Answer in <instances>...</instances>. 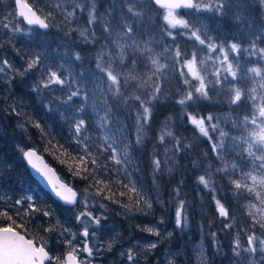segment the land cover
Returning <instances> with one entry per match:
<instances>
[{
  "label": "snow or ice",
  "instance_id": "1",
  "mask_svg": "<svg viewBox=\"0 0 264 264\" xmlns=\"http://www.w3.org/2000/svg\"><path fill=\"white\" fill-rule=\"evenodd\" d=\"M15 3L17 7L27 9V13L31 14L28 15L25 11L19 13L28 25H39V28L44 30L53 26L45 22L52 17V13H49L45 19H40L29 5L22 4L21 0H15ZM149 3L167 10L163 17L165 23L162 36L170 38L172 43L166 44L162 53H154L149 47V44L153 42L152 33L142 31L144 27L143 17L148 15L150 9L141 0H107V7L103 13L97 7V0H61L57 7L64 16L62 23H73L77 10L88 13L86 27L81 31V36L83 42L93 49V62L96 71L92 73L88 69L80 72L73 71L72 65L74 63L79 62L78 66L84 68L87 60V57L78 51L72 52L70 55L66 53L69 55L67 67L63 63L49 64L47 47L38 44L36 49L27 53L29 59L26 67L16 70L14 77H25L33 69L40 71L41 78L38 81H33L31 92L34 97L39 98L42 109L52 115H59L60 119L68 124L74 140L83 145L81 150L91 159L92 164L96 165L97 160L92 157L87 144L88 137L85 135L88 129L92 127L93 116L89 115V111H91L95 115L99 127L109 137L103 147L105 150H110L111 158L119 166L116 169L117 173L124 172L125 179L129 178L131 170L134 168V153L144 144V130L150 128L156 106L162 99H167L159 80L166 78L170 69H174L177 64L183 65L187 69V71L179 72V76L183 78V85L186 87L183 89L181 98L175 101L185 110L198 106L202 100H209V92H214L217 96L223 94L230 107L234 106L232 109L235 113L233 127L239 129V136H231L221 129V118L212 113L201 115L199 112L185 111V115L191 124L198 127L199 132L209 140L213 139L209 134L210 132L219 134V140L211 145V150L216 154V159L222 161L217 172L230 178V183L237 193L254 194V199L258 201V206H255L256 212L252 214L254 223L247 232V246H243L237 239L232 249L233 258L237 264H264V231L257 235L258 230L264 229V46H262L264 45V14L257 19H252L247 13V8L252 5L247 0H207V2L205 0H149ZM69 7L71 11H68ZM100 7H104V5L101 4ZM178 9L190 10L188 15L207 12L221 19L230 17L237 31L246 32L247 46L245 47L244 42L241 41L230 42L228 37L220 40L218 44L217 38L210 35L202 24L200 27L196 26L198 21L180 18ZM256 9L264 13V0H256ZM129 20L132 23H129ZM96 25H100L102 28L104 43H101V40L96 37ZM137 25H140V28ZM2 26L5 29H15L16 32L21 31L20 28H16L15 24L4 23ZM176 29L181 30L179 34H187L189 39L198 42L201 49L205 51L207 60L199 59L198 66L199 50H194L191 53V59H187L188 53L176 44L177 33L173 31ZM43 35L46 37L47 31ZM70 35V32L64 31L65 38ZM145 35L148 36V40L141 41L138 39V37ZM61 46L67 47V45ZM41 47H44L43 51L39 50ZM129 49L131 55H129ZM145 54L147 61H150V66L145 63V67L151 73L149 76L151 90L140 94H126L123 89L128 85L130 79L137 78L132 73L135 71V65L141 62L140 58ZM245 56L256 58L252 62L254 66L245 67L241 63ZM161 58L167 60L168 63H161ZM125 59H127V64ZM113 64H116L117 67L114 68ZM129 65L132 67L129 68ZM11 67L6 59L0 60V83H5L8 91L11 90L14 79H9L5 73L6 69ZM125 69H128L127 73ZM122 77L123 79H121ZM152 77L157 79L153 80ZM245 78L251 81V86L244 85ZM57 89L61 93L60 95H56ZM129 101H131V105H129ZM122 103L129 106V112H131L132 105L135 106L137 114L133 117L134 124L122 126L125 132L135 131L134 140L130 136H122L118 141L111 139V133L115 131L117 126H120L119 119L113 116V110L118 109ZM248 105L250 108L247 111H239ZM17 107H23V105L14 106L11 111L18 116L22 115L21 112L17 111ZM18 126L22 131L25 130L23 124L18 122ZM35 126L41 127L39 124ZM164 127H168L167 122ZM166 136L172 137L175 140V145L171 150L165 149V159L163 160L158 158L159 153L152 155V189L145 190L142 185L137 187L130 179L128 184L123 185L126 190L135 195L136 211L147 213L148 209H152L153 203L164 207L160 197L158 195L153 197L151 194L157 187V174H163L162 165L172 163V158L177 153L189 149V145L184 144L182 138L173 136L171 131H162L157 136L158 144H165ZM91 147L94 148L96 145ZM128 149H131V152ZM229 151L236 153L239 163L223 161V157ZM34 155L35 152L33 151L23 152V156L29 158L28 163L36 168L30 159ZM81 161L83 162V157H81ZM247 161H250L251 168L245 171L246 164L244 162ZM4 163V160H0V171H2ZM37 171L41 170L37 169ZM84 171L87 173V168ZM104 171L107 172L110 169L105 166ZM237 171L240 173V178H234ZM43 175H47V173H43ZM205 175H208V172ZM205 175H201L198 180L199 183L208 187L211 177L209 176V180H206ZM83 178L93 179L94 186L103 184L105 188L111 191L108 183H106L107 177L97 179L92 176H85ZM248 181H251V184ZM49 183H51L50 180ZM68 191L71 196L64 195L59 191L55 194L70 205L77 204L79 201L76 199V192L72 189H68ZM172 191L174 198L170 200V203L176 207L175 223L180 231H183L184 227L187 226V213L185 202L180 200V185L178 184ZM120 195L124 196L125 192H121ZM97 196L106 198L113 203L118 202L114 199L115 193L103 197L102 189L99 188L92 199L95 200ZM27 199H31V197H27ZM213 199L216 198L213 197ZM14 203L21 205L22 200L17 199ZM82 203L85 211H81L74 219L83 226V231L73 233L69 228H62L58 232V235L63 237L62 242L67 243L71 248V251L68 252L70 264H75L76 257L73 253L76 250L74 241L79 243L77 236L81 239H93L97 228L102 226V219L105 218L108 208V205L100 203L98 207L104 211L101 212L100 216H95L90 210L87 197ZM216 203L219 206L220 215L228 217L229 213L220 205V201L216 200ZM142 205H146V208ZM28 207L33 213L40 211L32 204ZM121 207L125 209V215L133 211L127 204H122ZM42 214L44 216L51 215L48 211H44ZM3 215L9 220L12 219L7 212H4ZM164 223L165 217L161 216L158 225ZM257 225H259V229H257ZM225 226L233 227L232 224ZM90 227L91 232L89 231ZM155 227L141 228V231L146 230L160 237L161 233L155 231ZM56 228L57 226L53 225L48 231H56ZM65 233L71 235L72 240H68L67 236L64 235ZM168 235L171 236V233ZM211 235L215 239V233H211ZM158 242V240L150 242L148 247L155 249ZM45 247L46 244L41 247L34 246L32 240H25L12 226L0 228V264H45V261L47 264H53L54 261L55 264H62L63 257L50 255L51 250L45 251ZM82 250L88 253V257L93 256V249L86 243L82 245ZM121 256L126 259L128 264H139L132 248H129L127 252H121ZM81 264L84 262L82 261Z\"/></svg>",
  "mask_w": 264,
  "mask_h": 264
},
{
  "label": "trees",
  "instance_id": "2",
  "mask_svg": "<svg viewBox=\"0 0 264 264\" xmlns=\"http://www.w3.org/2000/svg\"><path fill=\"white\" fill-rule=\"evenodd\" d=\"M39 2L43 3L42 0H39L37 3ZM51 2L53 3V0ZM247 2L252 5L247 8V13L252 19H257L264 14L257 11L256 0H247ZM144 3L153 12L157 11L161 13L162 10L150 4L149 0H146ZM101 4L104 7H100ZM8 6L12 9L14 7V0H0V60L6 59L12 66L6 69V75L9 79H14V84L10 91L5 92L4 89H7L6 84L0 83V156L3 157L1 160L5 161L2 171H0V196L1 188L4 186V189H7L6 186L9 187L13 181L16 183L20 175L23 176V182H28L30 183L29 185L35 183L41 188L40 184L31 176L22 157V150L18 151L16 149L15 141L11 142L14 147L10 149H7V146L4 144L5 134L10 136L11 131L19 132L22 137L20 139L22 144L26 148L36 149L78 191L81 190L83 193L87 189L89 194L94 196L99 188L102 189L103 197H108L112 193H115L114 199L118 201L116 203L101 196H97L96 200L108 205L109 210L106 212L108 220L106 222H109V216H111L110 219L118 226V230L125 233L124 237L128 238L129 242L132 243L135 239L139 238H148L145 236L148 232L141 231V228H145L146 223L158 225L159 218L161 216L165 217V223L158 226L160 227L159 230L164 232L163 236L166 233L165 238L171 251L168 261L162 251L163 248L159 247L153 256H151V259H148V263L153 261L152 258L162 260L163 257V261H167L168 264H236L237 261L233 258L232 249L237 239L243 246H247V232L254 223L252 214L255 213L251 210L250 206L256 199H254V194H249L248 192L237 193L234 190V186L230 183V178L223 175V173L217 172V168L221 166L222 161L216 159V154L211 150L212 143L217 140L216 136L210 134L213 137L212 140L204 137L185 115V111H195L201 115L212 113L221 118L220 126L223 130L229 131L230 129L234 132H240L239 129L233 127L235 113L232 109L234 106L230 107L227 98L223 94L217 96L214 92H209V100H202L198 106L185 110L182 106L175 103L176 100L180 99L179 94L183 92L181 91L177 94V91L185 87L182 84L180 85L175 78H169L168 76L161 78L159 83L166 93L167 99H162L156 106L151 126L144 130V144L134 153V168L131 170L129 178L125 179L124 172L117 173L116 169L119 166L111 158L110 150H105L103 147V144L108 141L109 137L105 135L97 122L91 121L92 127L85 133L88 139H90L88 146L92 157L97 160V164L93 165L91 159L81 150L82 146L72 143L74 138L69 131L68 124L64 120H61L59 115H52L42 109L40 100H38V97H34V94L31 92L33 81H38L41 78L40 71L33 69L25 77H14L16 70L26 67L29 59L27 53L36 49L38 44L47 47L49 64L56 65V62L62 57H64L62 63L67 62L68 55L64 56V53L71 54L78 51L87 57L83 70L87 69L86 66H89L91 71H88L90 73L94 72L93 49L90 45L83 42V37L81 36V31L86 27L88 18H86L85 14L77 11L74 22L65 24L62 23L64 16L58 15L56 8L50 9L44 3L39 9L38 5L35 4L37 11L44 19L45 15L48 16L49 13L53 14L49 18L50 21L46 20L47 23L53 26L46 30L50 42L45 46L44 43L47 40L42 37L45 31L31 28L38 31L36 33L38 36L35 39H26L16 34L15 31H11V28H3L2 25L4 23L15 24L16 28H18L17 24H19L22 30H24V27H27L21 19L16 18L17 15L15 13L12 17L7 15L5 8ZM97 7L103 13L107 7V0H97ZM184 12L182 10L180 14ZM129 23H132V21L129 20ZM142 23L144 25L142 31H150L153 35V42L149 46H151L154 53H162L166 45L162 39L170 40V38L162 36L165 22L158 13L154 17L150 11L148 15L143 17ZM137 27L140 28V25H137ZM61 29L70 32L71 35L65 38L64 31ZM213 29V36L218 41L225 37H228L230 40V36L237 33L236 26L230 17L220 18L219 28L216 29L213 26ZM95 31L97 39H100L101 43H104L101 26L96 25ZM179 32L180 30L174 31V33H177L176 44L189 55L191 46ZM85 35L87 34L85 33ZM244 36L245 34L241 38ZM138 39L141 41L148 40V36H141ZM235 39L239 40V37L235 36ZM61 45H67V47ZM44 47H41L39 50L43 51ZM131 54L129 49V55ZM140 59L141 62L135 65V71L132 73L137 78L130 79L128 85L123 89L126 94L131 95L151 90V82L149 81L150 71L145 67V63L150 66V61H147L146 54ZM163 61L166 62L167 60L163 59ZM76 63L79 65V62ZM125 63L127 64V59H125ZM114 65L117 67L116 64ZM131 67L129 65V68ZM80 69L81 67L78 66L79 71ZM125 72L127 73L128 69H125ZM60 94L57 89L56 95ZM19 105H23V107H17V111L22 113V115L18 116L11 109ZM129 105H131V101H129ZM248 108H250V105L239 111H247ZM136 114L134 105H132L131 112H129V106L123 103L118 109L113 110V116L119 119L120 126H117L115 131L111 133L112 140L118 141L122 136H130L131 139H135V131L125 132L122 126L134 124L133 117ZM18 122L24 125L25 130H21ZM166 122L168 123L167 128L164 127ZM37 124L41 125V127H36L35 125ZM162 131H171L173 136L182 138L183 143L189 145V149L177 153L172 158V163L162 165L163 174H157V187L151 194L153 197L158 195L163 201L164 207L153 203L152 209L148 210L153 211L154 214L151 211L143 213L135 210L137 208L135 195L126 190L123 185L128 184L130 179L137 187L142 185L145 190L152 189V155L159 153L158 158L163 160L165 159V149L171 150L175 145V140L168 136H166L165 144H158L157 136ZM92 145H96V147L93 148L91 147ZM128 151L131 152V149H128ZM169 154L171 155V152ZM81 157H83V162L81 161ZM223 161H236L239 163L236 153L232 151H229L223 157ZM244 163L246 164L245 171L250 170V161ZM105 166L110 171L105 172ZM85 168L88 170L87 173L84 171ZM206 172H208V175H205ZM201 175H205L206 180H209V176L211 177L208 187L199 183L198 178ZM85 176H92L97 179L107 177L106 183H108L111 191L105 188L103 184L94 186L93 179L83 178ZM234 178H240L239 171L235 173ZM178 184L180 185V200L185 202L186 213L190 219L187 232L180 231L179 227H177L174 214L176 207L170 203V200L174 198L172 190ZM17 186L18 184H16ZM41 190L43 191L42 188ZM11 191H13V187ZM43 192L45 200H35V207L40 209L39 212L33 213L27 204L19 213L12 208L0 209V228L12 226L28 239L34 241L36 245L39 246L42 245V242H49L52 249H55L56 245L54 241L57 240L53 237L55 233L54 231H48L55 224V219H53L52 215L44 216L42 213L50 210L53 204L56 206L55 208L60 207L63 209L68 207L62 206L49 193ZM121 192H125V195L121 196ZM213 197L216 199H213ZM17 199H19V195L17 193V196H15L13 191L9 204L14 205ZM216 200H219L220 205L229 213L228 217L220 215ZM23 203L24 200L22 201ZM122 204H127L133 211L125 215V209L121 207ZM142 206L146 208V205ZM1 210L7 212L8 215H12V219L9 220L6 216L1 215ZM226 224H232L233 227L228 228L225 226ZM257 229H259V225H257ZM261 231H264V229L258 230L257 235ZM168 233H171V236ZM211 233H215V239H213ZM199 240H203L205 243V256L198 254L197 248L199 247L197 242ZM45 248L48 251L50 249L49 247ZM50 252L53 255L52 250ZM54 253L57 254V251H54ZM198 255L201 257L200 260L198 259Z\"/></svg>",
  "mask_w": 264,
  "mask_h": 264
},
{
  "label": "rangeland",
  "instance_id": "3",
  "mask_svg": "<svg viewBox=\"0 0 264 264\" xmlns=\"http://www.w3.org/2000/svg\"><path fill=\"white\" fill-rule=\"evenodd\" d=\"M26 1L32 7H34L35 9H36L35 4H37L38 8L40 9V6L42 7V4L45 3V5H47L50 9L56 8L57 12H58V15L63 16L61 14L60 9L57 7V5L59 3H61V0H53V3L51 2L52 0H42L43 3L42 2L37 3L39 0H26ZM145 1L146 0H141L142 3H144ZM205 2H207V0H205ZM13 8L11 9L9 6L5 8L6 13H7L8 16L12 17L14 13L16 14V9H15V7H13ZM68 11H71L70 7L68 8ZM77 11L79 13H81V14H85L86 18H88V13L86 14V11H84V12H81L80 10H77ZM150 11L153 13L154 17L156 15V13H158L159 16L162 18V20L164 21L163 17H164V15H166L167 10H162L161 13H159V12H157L155 10H154L155 12H153L152 10H150ZM184 11L185 12L183 14H180V11H177L180 18H183L185 20L198 21L196 26L200 27L201 24H202L205 27V30L212 36H213V32H214L213 26L216 29L219 28L220 18L215 16L212 13L202 12V13H199V14L192 13V15H188L187 13L190 10H184ZM43 15H45V14H43ZM45 17H48V16L45 15ZM16 18H18V16ZM47 20L50 21V19H47ZM17 27L20 28V25L17 24ZM12 30L15 31V29H11V31ZM176 30L179 31V29H176ZM173 31H175V30H173ZM37 32H38L37 30L31 29V28H28V27H24V30L21 29L20 32H16L15 31L16 34H18L20 36H23L26 39H35V37L38 36V35H36ZM243 34H245V36L243 38H241V36H243ZM182 35L187 40V42H189V44L191 46V51H189L188 59H191V53L194 50H199V58H198V61H197L198 66H199V59L207 60V55L205 54V51L201 49V46L198 45V42H195L194 40L189 39L187 34H182ZM214 35H215V33H214ZM233 36H238L239 40H236L235 38H233ZM246 36H247L246 32L245 33H241L239 31H237L236 34H233L232 36H230V38H231L230 42L241 41V42H244V46L246 47L247 46V44H246ZM42 37L47 40L46 43H44V45L45 46L48 45L49 42H50V40L48 38L49 36L45 37L44 35H42ZM213 37H215V36H213ZM162 41H164L165 44H171V39L170 40L162 39ZM121 42L123 43V41H121ZM216 42L219 44L220 41H218L216 39ZM149 47L151 48V46H149ZM117 51H119V50L117 49ZM66 53H64V56L66 55ZM69 55H68V58L66 60H69ZM255 59H256L255 57H247V56H245L241 60V63L244 64L245 67H251V66H254V64L252 62ZM63 61H64V57H63V59L60 58L58 60V62H56V65L61 64ZM160 62L161 63H165V64L168 63V61L164 62L163 58L160 59ZM63 64L65 65V67H67L68 66V61L64 62ZM113 67L115 68L114 64H113ZM86 68L89 71H91L89 66H86ZM72 69H73L74 72L84 71L83 68H81L80 71L78 70L77 63H74V66L72 65ZM180 71H187V69L184 68L183 65L177 64L174 69H170L169 70V72L167 73L166 76H168L169 78H175V80L178 83H180V85L181 84L183 85V78L179 76V72ZM94 72H95V70H94ZM150 75H151V73H150ZM152 78L155 79L156 77H152ZM194 83H196V82L194 81ZM243 83H244L245 86H251V81H248L246 78H245ZM184 87H186V86H184ZM4 91L6 92L8 90L4 89ZM181 91H183V88L178 90L177 94L179 92H181ZM140 93H142V92H137V93H133V94H140ZM182 94H183V92L179 94L180 98H181ZM38 100H39V98H38ZM100 114L103 115V113H100ZM89 115L93 116L92 121L96 122V117L91 111H89ZM196 128L199 130L198 127H196ZM220 128H221V126H220ZM226 132H228L231 136H239L240 135V132H237V131L234 132V131H231L230 129H229V131H226ZM11 133H12V136H11ZM11 133H10V136H7V134H5L6 138L4 139V144L7 146V149H10V148L14 147L11 142L15 141L16 149L18 151L22 150L21 152H22V157H23V152L26 150V146L24 144H22V141L20 140L22 138L21 134L19 132H12V131H11ZM209 134L215 135L217 140H219V134L218 133L210 132ZM88 141H90V139L87 140V144H88ZM72 143L75 144V145H78V146L80 145L74 140H72ZM81 146L83 147V145H81ZM1 159H3L2 156H0V160ZM22 177L23 176L20 175L19 180L16 183L13 181L9 185V187L6 186L7 189H4V186H3V188H1L0 209L12 208L17 213H19V211H17V209L23 210V208L26 206V204L27 205L32 204V205L35 206V200L36 199L45 200L44 192L41 190L39 185H37L35 183L29 185L30 183L23 182ZM63 179L65 181L68 180V179L66 180L65 178H63ZM248 183L251 184V181H248ZM16 184H18L17 187H16ZM12 187H13V191H14L15 196H17V193H18L19 199L22 200V201L24 200L23 204H21V205H16V204L11 205V204H9L10 203V199L13 196V191H11ZM79 193L81 194L80 201H79V204L77 206H75L74 208H63V209L60 208V207L55 208L56 206L53 204V205H51L52 208L50 210H48L51 213L53 219H55V224L54 225L57 226L56 231H54L55 236H53L55 239H57L56 241H54L56 247H55V249H52V247L50 245L51 243H49V242H42L41 244H42V246H45V244H46V247H49L52 250L53 255L56 256V257H63V254L65 252L71 251L70 246L67 243L62 242L63 237H60L58 235V232L62 228H69V229H71V231L73 233H79V232H81L83 230V226L78 224L75 221L74 218L81 211H85V208H84L83 203H82V201L85 199V197H87L88 203L90 205V210L93 211V214L95 216H100L101 212L104 211L103 209H100L98 207V205L101 202H99V200H96V199L93 200L92 199L93 195H90L87 189L83 193L81 192V190H79ZM27 197H31V199H27ZM25 202H27V203H25ZM255 206H258V201L257 200H255L253 202V204L250 206L251 210L254 211V212H256V207ZM108 210L109 209L107 208V211ZM148 211H151V210H147V212ZM175 211H174V214H175ZM4 212H5L4 210H1V215H3ZM151 212H153V211H151ZM186 212H187V210H186ZM153 214H154V212H153ZM9 216L12 217V215H9ZM110 218H111V216H109V222H106L108 220V216L106 215L105 218L102 219V226L97 228L96 233H95V237L93 239H89L90 243H91V246H89V247H92L96 251L98 256H99V258H92L93 264H128L126 259L121 256V252H127L129 248L133 249V252L136 255L137 260L139 261V264H168L167 261H168V258H169V255H170L171 251L168 248L169 244H168L167 239L165 238L166 233L163 236L162 234H164V232H161L159 230L160 227L158 225H155V223L154 224L153 223H146L145 229L149 228V227L156 226L155 227V231H159L161 233L160 237H157V236H155L152 233H149L147 231L148 233L145 236H147L148 238L135 239V241L131 243V242H129L128 238L124 237L125 233H123L121 230H118V226H116L114 221L111 220ZM189 223H190V219L188 218V215H187V226L184 227V230H183L184 232L188 231ZM89 231L91 232V227L89 228ZM64 235L67 236L68 240H72V236L69 235L68 233H65ZM77 240H79V243H76L74 241L76 250H75V252L73 254L76 257H79V255H78L79 253L82 254L81 255L83 257L82 260L85 261L86 260L85 259L86 256L83 253L84 251L82 250V245L85 244L86 240L85 239H81L79 236H77ZM157 240L159 241L157 243V247L155 249H150L148 247L149 243L157 241ZM197 244H198V247H199V248H197L198 254L205 256L206 249H205L204 241L203 240H199L197 242ZM97 246H99L98 249H97ZM159 247L163 248L162 251L164 252V254L166 256L167 261H163L164 260L163 257H162V260H160V259L155 260V258H152L153 261L148 263V259L149 258L151 259V256H153V254L157 251V249ZM109 248H110V250H109ZM54 251H57V254L54 253ZM200 255H198V259L199 260L201 259ZM64 261L65 260L63 259V261H62L63 264L65 263ZM86 263H87V260H86Z\"/></svg>",
  "mask_w": 264,
  "mask_h": 264
},
{
  "label": "water",
  "instance_id": "4",
  "mask_svg": "<svg viewBox=\"0 0 264 264\" xmlns=\"http://www.w3.org/2000/svg\"><path fill=\"white\" fill-rule=\"evenodd\" d=\"M21 2H22V4L29 5V7H31L32 11L35 12L36 16H38L40 19H44L40 16V14L36 11V9H34L30 4H28V2H26V0H21ZM14 4H15V9H16V13H17L18 18H20L26 26L38 28L42 31H45L44 29L39 28V25H28L27 22L24 20V18L19 15V13H20V11H25L26 14H28V15H31V14L27 13V9L17 7L15 0H14ZM156 7L161 9V10H166V9L161 8L159 6H156ZM182 10H186V9H178L177 11H182ZM25 151L35 152V155L30 157V159L32 161V164L36 165V168H33L32 165L28 163V159H29L28 157H24V156L23 157H24V161H25L27 168L29 169L31 175L41 185L42 189L44 191L48 192L56 201H58L59 203H61L64 206H68L71 208L77 206L79 204V202L75 205H70V204L66 203L65 201H63L61 198H59L55 193L57 191H59V192L63 193L64 195L71 196V193L68 191V189H72V191L76 192V194H77L76 199H77V201H79L78 191L75 188H73L71 185H69L66 181L62 180V178L59 175V173L57 172V170L51 164H49L47 162V160L36 149L27 148ZM37 169H40L41 171H37ZM43 173H47V175H43ZM49 180L51 181V183H49ZM15 231L17 233H19L17 230H15ZM19 235L23 236L25 240H29L21 233H19ZM84 239H86V238H84ZM33 244H34V246H36V244L34 242H33ZM86 244L88 245V243H86ZM38 247H41V246H38ZM45 251H47V250L45 249ZM46 262L47 261H45V264H46ZM64 264H70V262L68 260V254H66V256H65V263ZM75 264H81L77 258L75 260Z\"/></svg>",
  "mask_w": 264,
  "mask_h": 264
},
{
  "label": "flooded vegetation",
  "instance_id": "5",
  "mask_svg": "<svg viewBox=\"0 0 264 264\" xmlns=\"http://www.w3.org/2000/svg\"><path fill=\"white\" fill-rule=\"evenodd\" d=\"M83 239H84V238H83ZM85 240H86L85 243H88V246H91L90 240H89L88 238H86ZM91 248H92V247H91ZM92 249H93V248H92ZM68 252H69V251H67V252H65V253L63 254V259H64V260H65V256H66V254H67ZM83 253H84V255L86 256L85 259L87 260V263H86V260H85V259H84L85 261L82 260V258H83V257L81 256L82 254H80V253L78 254V253H77V254L79 255V257H76V256L73 254V255L78 259V261H79L80 263L83 261L84 264H93V262H92V261H93L92 258H99L98 254L96 253V251H95L94 249H93V256H92V257H88V253H87V252H83ZM49 254L52 255L51 252H49ZM90 259H91V260H90ZM80 260H81V261H80ZM64 262H65V261H64ZM46 264H47V263H46ZM53 264H55V262H53ZM62 264H63V263H62Z\"/></svg>",
  "mask_w": 264,
  "mask_h": 264
},
{
  "label": "bare ground",
  "instance_id": "6",
  "mask_svg": "<svg viewBox=\"0 0 264 264\" xmlns=\"http://www.w3.org/2000/svg\"><path fill=\"white\" fill-rule=\"evenodd\" d=\"M30 148V147H29ZM34 149V148H33ZM62 205V204H61ZM63 206V205H62Z\"/></svg>",
  "mask_w": 264,
  "mask_h": 264
}]
</instances>
